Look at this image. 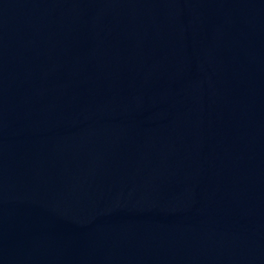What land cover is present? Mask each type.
Masks as SVG:
<instances>
[{
	"label": "water",
	"instance_id": "obj_1",
	"mask_svg": "<svg viewBox=\"0 0 264 264\" xmlns=\"http://www.w3.org/2000/svg\"><path fill=\"white\" fill-rule=\"evenodd\" d=\"M0 264H264V0H0Z\"/></svg>",
	"mask_w": 264,
	"mask_h": 264
}]
</instances>
